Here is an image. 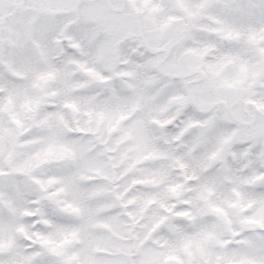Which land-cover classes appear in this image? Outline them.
Segmentation results:
<instances>
[{
	"label": "snow or ice",
	"instance_id": "obj_1",
	"mask_svg": "<svg viewBox=\"0 0 264 264\" xmlns=\"http://www.w3.org/2000/svg\"><path fill=\"white\" fill-rule=\"evenodd\" d=\"M0 264H264V0H0Z\"/></svg>",
	"mask_w": 264,
	"mask_h": 264
}]
</instances>
